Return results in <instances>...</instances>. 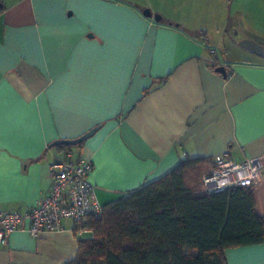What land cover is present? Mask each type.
<instances>
[{
	"label": "crops",
	"instance_id": "1",
	"mask_svg": "<svg viewBox=\"0 0 264 264\" xmlns=\"http://www.w3.org/2000/svg\"><path fill=\"white\" fill-rule=\"evenodd\" d=\"M202 1L2 0L0 211L35 205L49 191L50 164L67 154L92 162L102 205L185 158L264 155V57L220 59L192 24ZM94 127L71 150L51 146ZM254 202L264 217V181ZM75 226L13 232L0 264H64L77 252ZM224 253L228 264H264V243Z\"/></svg>",
	"mask_w": 264,
	"mask_h": 264
},
{
	"label": "trees",
	"instance_id": "2",
	"mask_svg": "<svg viewBox=\"0 0 264 264\" xmlns=\"http://www.w3.org/2000/svg\"><path fill=\"white\" fill-rule=\"evenodd\" d=\"M219 65L209 62L214 70ZM83 141L51 146L67 151ZM213 164V158H185L162 177L103 205L99 217L76 224V232H87L64 264H228L225 249L264 243L254 188L207 191L202 177Z\"/></svg>",
	"mask_w": 264,
	"mask_h": 264
},
{
	"label": "built area",
	"instance_id": "3",
	"mask_svg": "<svg viewBox=\"0 0 264 264\" xmlns=\"http://www.w3.org/2000/svg\"><path fill=\"white\" fill-rule=\"evenodd\" d=\"M214 53V49H209ZM212 169L202 177L207 191L232 186L256 187L264 181V155L248 157L241 162L229 158L228 153L213 157ZM93 165L89 159L74 160L71 154L50 164L49 191L35 205L24 210L0 211V245L5 246L9 236L25 230L33 237L45 231L59 230L62 221L70 219L76 224L88 217H99L103 205L97 197L96 187L88 181ZM87 229L77 231L78 236Z\"/></svg>",
	"mask_w": 264,
	"mask_h": 264
},
{
	"label": "rangeland",
	"instance_id": "4",
	"mask_svg": "<svg viewBox=\"0 0 264 264\" xmlns=\"http://www.w3.org/2000/svg\"><path fill=\"white\" fill-rule=\"evenodd\" d=\"M193 25L208 31L220 59L250 54L244 40L264 47V0H206L192 9Z\"/></svg>",
	"mask_w": 264,
	"mask_h": 264
},
{
	"label": "water",
	"instance_id": "5",
	"mask_svg": "<svg viewBox=\"0 0 264 264\" xmlns=\"http://www.w3.org/2000/svg\"><path fill=\"white\" fill-rule=\"evenodd\" d=\"M143 15L146 17H150L151 16V12L149 11V9H145L143 11ZM160 16L159 15H154V19L156 21L160 20ZM239 46L256 54L259 56L264 57V47L258 45L255 42L252 41H248V40H244L241 41L239 43ZM219 73H221L223 76L227 75V72L225 70V67L223 65H219L216 69ZM98 127H94L92 129H90L89 131H87L86 133H84L83 135H81L80 137L76 138V139H71V140H66V139H62V140H56L53 142V144H58V143H67V144H77L83 140H85L86 138H88L89 136H91L97 129Z\"/></svg>",
	"mask_w": 264,
	"mask_h": 264
}]
</instances>
